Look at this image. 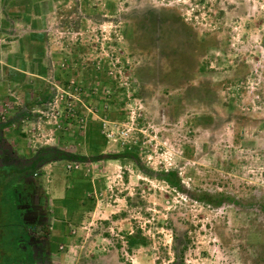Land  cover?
I'll list each match as a JSON object with an SVG mask.
<instances>
[{
	"label": "rangeland",
	"instance_id": "1",
	"mask_svg": "<svg viewBox=\"0 0 264 264\" xmlns=\"http://www.w3.org/2000/svg\"><path fill=\"white\" fill-rule=\"evenodd\" d=\"M39 6L49 98L17 128L22 159L45 146L139 158L43 170L46 188L57 172L93 185L84 208L52 217L66 233L53 261L264 264V0Z\"/></svg>",
	"mask_w": 264,
	"mask_h": 264
},
{
	"label": "crops",
	"instance_id": "2",
	"mask_svg": "<svg viewBox=\"0 0 264 264\" xmlns=\"http://www.w3.org/2000/svg\"><path fill=\"white\" fill-rule=\"evenodd\" d=\"M39 1L0 0V124L6 140L20 157H27L29 150L22 147L25 142L22 139L24 133L17 128L21 126L27 113L37 106L36 102L49 94L46 78L50 69L47 53L50 46L45 34L47 21L43 19H47L50 12L46 7L39 6ZM44 148L52 147L35 148L31 152L36 154ZM33 156L31 154L30 158ZM55 160L57 159L43 164L34 177L48 224L52 225V264H57L53 261V255L66 236L61 223L55 218L62 217L63 211L69 213L84 208L90 202L87 195L93 192L91 181L82 173L77 175L80 179L66 180V188L58 172L57 183H60V187L58 184L47 188L41 186L38 182L43 180V170L52 168L53 163L57 162ZM78 264L85 263L79 261Z\"/></svg>",
	"mask_w": 264,
	"mask_h": 264
},
{
	"label": "flooded vegetation",
	"instance_id": "3",
	"mask_svg": "<svg viewBox=\"0 0 264 264\" xmlns=\"http://www.w3.org/2000/svg\"><path fill=\"white\" fill-rule=\"evenodd\" d=\"M64 153L44 148L23 160L0 124V264H52L48 219L34 177Z\"/></svg>",
	"mask_w": 264,
	"mask_h": 264
},
{
	"label": "trees",
	"instance_id": "4",
	"mask_svg": "<svg viewBox=\"0 0 264 264\" xmlns=\"http://www.w3.org/2000/svg\"><path fill=\"white\" fill-rule=\"evenodd\" d=\"M49 98V94L47 96L44 97L43 100H46ZM40 101V100H38ZM37 101V102H38ZM109 158H125V157H129L132 158L136 163L139 162V158L135 153H119V154H112V155H108ZM63 159H67L69 161L72 162H86V161H97V160H101L102 156H96V157H87V156H83V155H76V154H71V153H64L63 154ZM164 180H166L167 182H169L171 185H176L175 180L173 178V174L172 173H168V174H164L162 177ZM133 240L135 239L134 237H131Z\"/></svg>",
	"mask_w": 264,
	"mask_h": 264
},
{
	"label": "water",
	"instance_id": "5",
	"mask_svg": "<svg viewBox=\"0 0 264 264\" xmlns=\"http://www.w3.org/2000/svg\"><path fill=\"white\" fill-rule=\"evenodd\" d=\"M107 157H108L107 154L102 155V158H107Z\"/></svg>",
	"mask_w": 264,
	"mask_h": 264
}]
</instances>
